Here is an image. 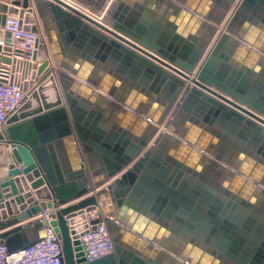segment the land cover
<instances>
[{
    "label": "water",
    "instance_id": "water-1",
    "mask_svg": "<svg viewBox=\"0 0 264 264\" xmlns=\"http://www.w3.org/2000/svg\"><path fill=\"white\" fill-rule=\"evenodd\" d=\"M211 1L222 7L223 15L209 26L205 39L200 31L208 27V11L189 0L174 7L181 25L148 15L146 0H117L103 22L64 0L0 3V25L10 12L19 14L25 29H43L52 61L61 67L66 68L63 57L73 52L94 68L126 77L164 108L158 120L137 118L146 134L135 136L129 129L137 122L103 119L98 84V90L77 86L81 81L50 65L41 45V64L28 65L30 81L22 85L25 91L33 87L0 131V144L10 149L7 178L0 183V238L9 254L44 237L47 223L37 216L49 209L65 264H264V215L254 204L255 196L264 192L263 180L254 168H222L240 181L223 187L208 183L200 173L211 154L207 142L182 135L190 153L177 160L160 152L161 140L170 137L161 128L172 132L173 119L186 116L221 140H235L264 164V84L251 69L253 62L235 61L224 34L234 32L230 23L238 18L262 29L264 0ZM234 34L249 47L257 46ZM259 50L249 53L262 61L264 51ZM94 210L104 217L114 252L85 263L78 238L87 226L77 224ZM99 222L97 218L90 224L94 229ZM150 225L177 228L192 250H157L153 245L158 236L148 231Z\"/></svg>",
    "mask_w": 264,
    "mask_h": 264
},
{
    "label": "crops",
    "instance_id": "crops-1",
    "mask_svg": "<svg viewBox=\"0 0 264 264\" xmlns=\"http://www.w3.org/2000/svg\"><path fill=\"white\" fill-rule=\"evenodd\" d=\"M83 8H98L102 11L104 3L106 0H103L102 3H99V0H76ZM182 0H146L144 7L146 9L145 12L148 15L154 17L155 19H159L160 22H176L177 25H181V18L176 20V9L180 6V2ZM195 6H199L202 9H205L206 16L210 17L209 20H205V24L208 27L202 28L200 31V39H205L210 33V27L215 25L223 15V9L219 5H214L211 0H189ZM117 5V4H116ZM115 5V7H116ZM172 5V7L170 6ZM114 7V8H115ZM175 7V8H174ZM80 12L83 14H88V12L78 8ZM231 13L226 17L223 27L221 29V33H223V28H225L226 24L231 19ZM38 19V18H37ZM39 20V19H38ZM194 22V21H193ZM192 22V25H195ZM231 28L235 33L247 38L249 40H253V42L257 45L256 47H249L248 43L242 42L237 34L234 32L230 33L225 31V35L227 37L226 47L231 48V52L233 53V58L236 62L244 60L253 62L251 69L262 84H264V59L261 61L260 56H256L259 53V49H263L264 51V27L262 29L256 25H251L247 21L242 20L241 18L236 19L235 21H231ZM202 24V21L201 23ZM43 33V29L41 30ZM220 33V34H221ZM45 35V33H44ZM220 36V35H219ZM46 37V35H45ZM47 40V39H46ZM47 46L49 49V45L47 42ZM253 50L257 52L255 55L250 54L249 51ZM62 64L65 65L66 68L60 66L59 63L52 61L51 66L53 68L59 70L60 72L66 74L69 78L73 80L81 81L82 85L76 84V82H69L72 88H75V84L79 87L86 86L91 89L98 90L96 88V84L98 87L103 89L100 92V96L103 98L102 100L97 102L98 108L103 113V119L108 120L110 122H118L120 120H131L130 122H141L143 120H158L161 118L163 114V106L161 103L157 102L155 99H151L146 94H143L141 91L137 90L132 82L123 77L121 75L112 74L109 71H105L101 68H94L91 66L85 59H82L80 55L70 52L68 56L63 57ZM68 68V69H67ZM73 71L78 72L79 74L84 75L88 78V81L85 82L78 78ZM55 74V73H54ZM57 81V80H56ZM58 89L60 91L61 96L63 97V91L58 84ZM85 88V87H84ZM64 98H62V101ZM124 108L127 113L123 112ZM133 108L139 110V114L135 115ZM145 114V115H144ZM136 116V117H135ZM171 119V117H169ZM137 125L130 124V131L134 133L135 136L140 138L145 135V127L141 123ZM173 123V131L169 132L166 128H161V134H168L169 138H163L160 143V152L164 155L172 156L173 158L179 160V156L182 154L190 153L188 148V144L182 139V135L193 136L200 141L207 142L209 145L210 155L208 156L209 161L214 162L211 163L209 161L203 163L200 167V173L205 176V179L208 183H214L216 185H220L223 187H227L237 180L231 174H227L224 172L222 168L231 170V172H235L237 168H254L255 172L259 174L262 178L263 186L262 190H264V164L256 162L253 158L248 156L242 149V146L236 142L235 140L228 139L221 140L216 136H213L210 132L205 129H202L200 126L194 124L186 116H178L172 121ZM156 126V125H155ZM158 134L153 138L150 144H153L154 140H156ZM195 150H198L197 147H193ZM2 151H5V163L6 169L7 164L10 162L9 154L10 149L5 147ZM95 165H98V162H94ZM7 178V171L0 172V183L4 182ZM89 179L91 176L89 175ZM240 184V181H237ZM30 184V183H29ZM30 191L35 195V191L30 189ZM3 197H6L7 193L1 192ZM9 194V193H8ZM255 206L260 210V212L264 215V192H261L255 196ZM157 227V228H156ZM156 228V229H155ZM149 232H153L158 236L157 243L153 246L157 250L166 251V252H177L181 250H192V244L181 235V231L175 228L174 230H168L162 228L160 226L153 227L149 226ZM174 256L173 253H170ZM165 260L161 264L164 263Z\"/></svg>",
    "mask_w": 264,
    "mask_h": 264
},
{
    "label": "built area",
    "instance_id": "built-area-1",
    "mask_svg": "<svg viewBox=\"0 0 264 264\" xmlns=\"http://www.w3.org/2000/svg\"><path fill=\"white\" fill-rule=\"evenodd\" d=\"M15 2L16 0H0V3L8 6H15ZM0 33V131H2L7 128V122L13 113L23 106L33 87L29 86L25 91L22 85L30 81L28 65L30 68V65L35 63L38 66L41 64L37 60L41 45L45 48V59L50 65L52 58L44 33L25 29V23L18 13L6 14L5 23L0 25ZM6 58L10 62H7ZM37 218L47 223L44 237L27 249L14 254L8 253L0 238V264H65L61 240L55 227L51 225V210H43ZM97 218L100 222L93 229L90 222ZM77 225L87 226L79 232L78 238V246L83 253L81 258L85 263L96 261L114 252V241L100 211L86 212L85 219Z\"/></svg>",
    "mask_w": 264,
    "mask_h": 264
},
{
    "label": "bare ground",
    "instance_id": "bare-ground-1",
    "mask_svg": "<svg viewBox=\"0 0 264 264\" xmlns=\"http://www.w3.org/2000/svg\"><path fill=\"white\" fill-rule=\"evenodd\" d=\"M64 1L67 2L68 4H70L71 6H73L74 8H76V9L81 8L82 10L88 12V14H90L91 17H93L94 19H96V20H98L100 22H103L105 20V18L109 15V13L114 9L115 5L117 4V0H106V2L104 3V6H103V9H102L101 13L94 14L93 12L88 10L87 8H83L76 0H64ZM52 75H55V74L52 73ZM5 147L6 146L0 144V151H2ZM4 166L6 167V163H4ZM4 170L8 171V169H6V168L4 169L3 166H0V172H4ZM32 195H33V198L35 199L36 202H41L37 197L34 196L33 193H32ZM36 202H34L33 205H35ZM33 205L30 204L29 206H33Z\"/></svg>",
    "mask_w": 264,
    "mask_h": 264
},
{
    "label": "rangeland",
    "instance_id": "rangeland-1",
    "mask_svg": "<svg viewBox=\"0 0 264 264\" xmlns=\"http://www.w3.org/2000/svg\"><path fill=\"white\" fill-rule=\"evenodd\" d=\"M5 156H6L5 151H0V166H3L4 169L6 168V167L4 166V163H5Z\"/></svg>",
    "mask_w": 264,
    "mask_h": 264
}]
</instances>
